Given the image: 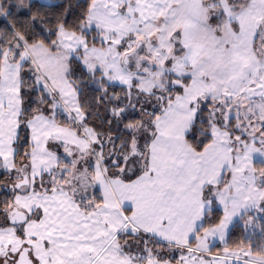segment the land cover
I'll return each instance as SVG.
<instances>
[{"label": "snow or ice", "instance_id": "snow-or-ice-1", "mask_svg": "<svg viewBox=\"0 0 264 264\" xmlns=\"http://www.w3.org/2000/svg\"><path fill=\"white\" fill-rule=\"evenodd\" d=\"M0 264H264V0H0Z\"/></svg>", "mask_w": 264, "mask_h": 264}]
</instances>
